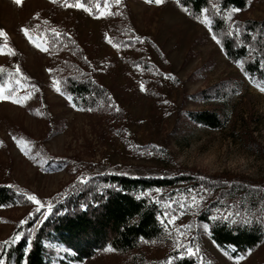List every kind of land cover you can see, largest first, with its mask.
<instances>
[{
  "label": "rangeland",
  "instance_id": "1",
  "mask_svg": "<svg viewBox=\"0 0 264 264\" xmlns=\"http://www.w3.org/2000/svg\"><path fill=\"white\" fill-rule=\"evenodd\" d=\"M62 2L0 0V29L15 51L0 55V68L8 70L0 87L15 91L16 98L31 93L23 105L0 100V185L19 196L17 203L0 206V245L22 228L21 220L41 219L47 211L36 212L38 205L24 193L52 205L95 175H177L188 178L138 194L157 205L159 236L140 239L129 250L105 245L82 261L71 260L73 252L54 243L53 263L158 264L187 257L194 264H264V92L257 86H264V76L251 79L243 70L246 61L264 53V32L247 28L264 20V0H246L236 13L211 0L208 11L196 15L178 0L161 5L122 0L111 8L118 15L102 18L94 16L95 4L103 7V0H82L92 15ZM229 14L231 20L225 18ZM204 16L207 26L199 22ZM22 28L49 50L30 43ZM229 32L234 46L249 47L246 59L226 55ZM65 76L89 77L99 93L93 101L72 100L73 107L65 98ZM203 110L217 113L223 124L213 128L188 116ZM13 137L28 142L27 155ZM193 196L198 204L187 207ZM216 222L258 226L262 238L235 254L211 237ZM178 243L184 247L177 250ZM189 246L199 248V255L188 256ZM109 247L113 251L104 250Z\"/></svg>",
  "mask_w": 264,
  "mask_h": 264
},
{
  "label": "trees",
  "instance_id": "2",
  "mask_svg": "<svg viewBox=\"0 0 264 264\" xmlns=\"http://www.w3.org/2000/svg\"><path fill=\"white\" fill-rule=\"evenodd\" d=\"M178 1L196 15L207 8L211 0ZM245 3L246 0H220L219 4L225 11L229 8H243ZM247 28L260 29L264 32V20L251 21ZM234 38L235 35H232L224 41L226 55L234 61L246 59L249 47L245 43L234 46ZM246 39L247 42L251 41L250 35ZM261 54L256 53L243 66L244 72L251 79L259 80L264 76L262 61L264 53ZM7 74V69L0 72V83ZM62 84L74 102H88L91 98L93 101L95 98L93 96H96L100 90L97 83L91 81L89 77L65 76ZM188 116L195 122L213 128L223 124V120L214 111L190 112ZM187 178L175 175L173 178L148 179L124 174H103L86 178V183L79 181L52 203L51 212L46 218L39 219L37 216L35 218L37 224H34V219L27 221L21 229H16L14 235L23 233V237L15 244H2L0 259H3L5 264H54L55 250L51 246L54 243L65 245L70 249L73 253L69 254V257L75 261L84 260L94 250L105 245L116 250L132 249L140 239L155 238L162 231L157 205L149 203L146 197L138 195L139 192L150 187L172 185ZM18 197L15 190L0 185V206L13 205L18 202ZM210 231L216 244L221 248L231 249L235 254L253 248L262 238L259 227L255 225H229L216 222L211 224ZM29 241H31L30 247ZM168 262L158 264H168ZM171 264H194V262L182 257L172 259Z\"/></svg>",
  "mask_w": 264,
  "mask_h": 264
},
{
  "label": "snow or ice",
  "instance_id": "3",
  "mask_svg": "<svg viewBox=\"0 0 264 264\" xmlns=\"http://www.w3.org/2000/svg\"><path fill=\"white\" fill-rule=\"evenodd\" d=\"M53 3H57V2H60V0H52ZM122 0H103V7H101V4L100 3H96L95 4V9H96V12L98 13V15H95L94 18H102V17H105V16H110V15H118L119 13H114L113 11H111V8L113 7V5L115 6H119L121 4ZM146 3H149V4H155V5H161L165 2V0H145ZM14 3H16L17 5H20L22 3V0H14ZM62 7H75L77 9H82L86 12H88L90 15L93 14L92 12V8L91 7H86L85 6V3L82 2V0H74V2L70 3L69 0H63L62 4H61ZM213 7L215 8V5H213ZM185 11H187V9H185ZM208 10L205 9L204 12H207ZM217 11V14H219V9H216ZM240 9L238 8H233L231 10L232 13H236V12H239ZM227 20H231L232 19V16L231 14H229L228 16L225 17ZM200 23L204 24L205 26L209 25L210 24V21L209 19L207 18V16H204L202 19H200L199 21ZM46 23V22H45ZM31 31L32 30H29V29H25V28H22L21 29V32L25 35V37L29 40L30 43H33L37 48H39L41 51H45L47 52L49 49L48 47L46 46H42L41 43H36V41L34 40L32 34H31ZM51 32L54 34V35H59L57 33V30L56 29H51ZM233 33L232 32H229L228 35H232ZM237 34H238V30H237ZM0 38H3L4 40V43L2 45H0V55H4V54H7V55H15V51L9 47L8 45V41H7V35L6 33L4 32V30L0 29ZM213 40L216 41L217 44L220 43V40H218L216 38V36L214 35L213 37ZM106 39H107V42L112 44V40L110 38H107L106 36ZM139 39V38H137ZM142 42V41H141ZM113 47H117L115 44H113ZM5 49H7V52H5ZM4 69L3 68H0V72H3ZM51 71V70H49ZM16 72L17 74L19 75V68L17 67L16 69ZM21 79H26V77H22L21 76ZM20 80H17L16 83L17 85L20 84ZM53 86L55 88V90L57 92H60V88H59V82L58 81H53ZM259 87V90L261 92H264V86H260V85H257ZM140 88H141V91H144V86L143 84L140 85ZM10 92L11 94L10 95H6V93ZM63 95V93H61ZM31 97V93H29L28 95H25L23 97H20V98H16V93L15 91H12L6 87H0V100H10L12 103L14 104H21L23 105V102L27 101L29 98ZM70 104H72L73 107H76L75 104L72 103V97L71 96H66L65 97ZM165 103H167V101H165ZM112 105H110L111 107ZM91 110V109H89ZM119 109H117L118 111ZM14 141H16L17 143V146L20 147V150L22 152H24L26 155L28 154V152L30 151V149L27 147V144L28 142L27 141H24L23 138H20V139H17L16 137H13ZM81 183H86L85 180H81L80 181ZM25 196V198L30 201L31 203L35 204V205H38L35 209L36 212H41V209L42 208H45L47 207V211L46 212H42L41 215H43L45 218L47 217V215L51 212V209H52V205L50 202H42L40 201L39 199H37V197L34 195V194H27V193H24L23 194ZM202 199V197H201ZM198 204V200L195 196L192 197V201H191V204L187 205V207H192V206H195ZM181 208H184L186 207L185 204L181 203ZM168 207H170V205H168ZM31 213L29 214V218L31 217ZM230 215L229 216H225L224 218L225 219H229L230 218ZM236 215H239V213H236ZM213 219H216V217H213ZM175 220V217H173L171 220H169V223H173ZM25 223H27V220H21L20 221V225H24ZM185 227H188V226H185ZM204 231L207 232L208 231V226L207 225H204ZM23 233H19V234H16L14 235L13 237H11V240L10 241H4L3 242V245H7L9 243H13L15 244L16 242L20 241L21 238L23 237ZM29 243V247L31 246V241L28 242ZM3 245H0V247H2ZM181 247H184L183 245L181 244H177V250H179ZM105 251H113L112 248H105L104 249ZM185 253L188 255V256H198L199 255V252H200V249L199 248H195L193 249L192 247H186L184 249ZM244 257H240V259H243ZM0 264H5L4 260L3 259H0ZM168 264H171V261L168 262Z\"/></svg>",
  "mask_w": 264,
  "mask_h": 264
}]
</instances>
